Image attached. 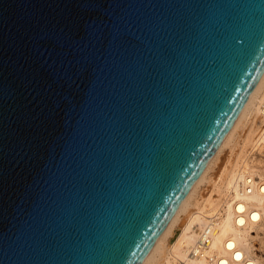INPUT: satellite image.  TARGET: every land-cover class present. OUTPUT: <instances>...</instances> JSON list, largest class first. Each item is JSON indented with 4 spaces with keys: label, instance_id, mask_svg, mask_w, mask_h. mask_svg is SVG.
<instances>
[{
    "label": "water",
    "instance_id": "water-1",
    "mask_svg": "<svg viewBox=\"0 0 264 264\" xmlns=\"http://www.w3.org/2000/svg\"><path fill=\"white\" fill-rule=\"evenodd\" d=\"M264 76V0H0V264H144Z\"/></svg>",
    "mask_w": 264,
    "mask_h": 264
},
{
    "label": "bare ground",
    "instance_id": "bare-ground-1",
    "mask_svg": "<svg viewBox=\"0 0 264 264\" xmlns=\"http://www.w3.org/2000/svg\"><path fill=\"white\" fill-rule=\"evenodd\" d=\"M257 155H264V76L144 264H264L253 244V233L264 232Z\"/></svg>",
    "mask_w": 264,
    "mask_h": 264
},
{
    "label": "rangeland",
    "instance_id": "rangeland-1",
    "mask_svg": "<svg viewBox=\"0 0 264 264\" xmlns=\"http://www.w3.org/2000/svg\"><path fill=\"white\" fill-rule=\"evenodd\" d=\"M225 154V155H224ZM223 154V158L225 157V160L230 156V148L226 149V151ZM257 157L258 161H260L264 165V155L263 156H255ZM205 188V187H203ZM253 236L255 237L253 244L255 246V252L258 257L264 258V232L260 231L259 233L255 232L253 233Z\"/></svg>",
    "mask_w": 264,
    "mask_h": 264
}]
</instances>
